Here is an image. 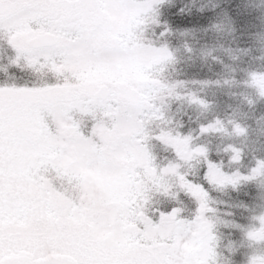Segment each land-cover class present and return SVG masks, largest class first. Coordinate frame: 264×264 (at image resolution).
Instances as JSON below:
<instances>
[{
	"label": "snow or ice",
	"instance_id": "snow-or-ice-1",
	"mask_svg": "<svg viewBox=\"0 0 264 264\" xmlns=\"http://www.w3.org/2000/svg\"><path fill=\"white\" fill-rule=\"evenodd\" d=\"M162 2L0 0V264H220L221 229L239 237L230 255L246 244L247 264H264V212L246 216L241 201L222 213L213 195L264 188V159L225 172L190 133L148 127L171 95L150 74L172 56L135 35ZM250 80L264 100V74ZM229 123L231 133L219 118L199 130L246 135ZM225 152L242 163V149Z\"/></svg>",
	"mask_w": 264,
	"mask_h": 264
},
{
	"label": "trees",
	"instance_id": "trees-1",
	"mask_svg": "<svg viewBox=\"0 0 264 264\" xmlns=\"http://www.w3.org/2000/svg\"><path fill=\"white\" fill-rule=\"evenodd\" d=\"M152 16L150 22L159 18L181 34L179 48L189 52L192 59V66L188 69H192L194 61L202 56V65L207 68L201 70L203 76L199 81L210 82L200 84L206 87L204 100L209 102L208 109L200 113L196 108L182 105L179 115L169 124L184 134L193 132L192 146H205L212 160L223 163L225 172H232L237 167L246 171L254 166L257 158L264 159V100L259 99L250 80L253 73L264 74V0L240 3L233 0H163ZM221 22L222 29L211 27V24ZM196 52H199L197 56ZM200 86L194 87V91L198 92ZM216 118L223 122L228 133L232 131L229 121H235L247 129L246 135L221 132L202 135L200 125ZM228 145L243 150L241 164L230 163L231 153L225 152ZM202 166V162L198 161L195 168ZM258 188L251 183L242 184L236 190L230 187L219 189L220 193H213L218 202L216 206L222 213L233 212L244 201L250 209L244 214L249 217L257 215L262 210L257 209L255 191ZM258 200L264 204V188H260ZM184 204L189 205L188 202ZM188 210H192L191 205ZM224 218L230 219L227 216ZM219 239L220 264H241L250 257L251 250L246 244L239 247L238 253H228L230 241H238V235L221 229Z\"/></svg>",
	"mask_w": 264,
	"mask_h": 264
},
{
	"label": "rangeland",
	"instance_id": "rangeland-1",
	"mask_svg": "<svg viewBox=\"0 0 264 264\" xmlns=\"http://www.w3.org/2000/svg\"><path fill=\"white\" fill-rule=\"evenodd\" d=\"M143 18L140 23L142 25H147L148 18ZM150 29L149 31L145 29L142 30L138 36L139 42L137 43L139 46L143 47L145 43L151 44L152 42H155L158 45H166L167 48L171 51L172 60H175L174 64H169L170 67L168 71L163 73L164 71L159 73V76L154 79V77L150 76V78L153 81L156 82H162L164 85H166L168 88L171 89V95L167 97V103H170L171 109H170V115L171 120L175 119V116L179 115V110L182 105H185L186 108H196L200 113L203 112V108L199 107L196 104H192L189 102V97L191 95H195L199 98L204 99L206 96V87L204 85H201L203 82L199 78L200 76H203V71L206 66L202 65V56L199 57V59L194 61L192 69H188V67L192 66V59L190 58V53L186 52L179 48V45L181 44V34L178 33V31H173L170 26L167 25V23H164L159 18H154L149 24ZM165 25L169 28V31L166 35L161 36L160 33L164 30ZM199 54V52H196V56ZM168 60V61H171ZM167 62V61H166ZM165 63V62H163ZM161 63L160 65H162ZM160 65L158 67H160ZM167 66V67H168ZM157 67V68H158ZM196 69V70H193ZM200 70V71H198ZM203 70V71H201ZM163 74V75H162ZM200 86L197 90L198 92L194 91V87ZM163 97L160 95V97L157 99V104L162 102ZM156 103V102H155ZM204 113V112H203ZM155 122V121H153ZM158 127H166L174 130H178L176 127H173L172 125L164 126L159 125ZM193 133V132H192ZM192 133L191 136H192ZM194 139V138H193ZM157 158L162 161H166L167 159L172 158L171 150H166L163 145L156 144L154 149ZM199 166V165H197ZM65 190L70 193H78V189L75 186H65ZM260 187L255 191V197L257 200V209H262L260 211L264 212V204L259 202L258 195H259ZM220 193L215 191L214 193ZM157 199H164L159 198ZM183 202H188V199H183ZM186 205V204H185ZM189 207V205H188ZM195 208V205H191V209L193 210ZM259 213V214H260ZM257 214V215H259ZM241 264H247V260H244L241 262Z\"/></svg>",
	"mask_w": 264,
	"mask_h": 264
},
{
	"label": "bare ground",
	"instance_id": "bare-ground-1",
	"mask_svg": "<svg viewBox=\"0 0 264 264\" xmlns=\"http://www.w3.org/2000/svg\"><path fill=\"white\" fill-rule=\"evenodd\" d=\"M234 2L240 3V2H248L249 0H233Z\"/></svg>",
	"mask_w": 264,
	"mask_h": 264
}]
</instances>
